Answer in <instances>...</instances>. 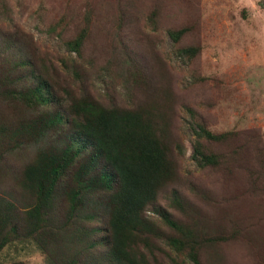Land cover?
<instances>
[{"label":"trees","instance_id":"1","mask_svg":"<svg viewBox=\"0 0 264 264\" xmlns=\"http://www.w3.org/2000/svg\"><path fill=\"white\" fill-rule=\"evenodd\" d=\"M102 1L122 12L132 4V0ZM149 1L155 23L156 12L166 7L159 0ZM127 14L110 23L117 20L120 25ZM33 16L38 18V29L43 15L36 11ZM57 17H50L43 32L85 59L87 24L70 34L68 14ZM186 34L188 27L168 31L174 44ZM198 52L193 45L179 50L188 59ZM122 53L123 62L133 67L128 50ZM61 64L65 73L81 78L80 63L62 60ZM135 71L142 77L147 69L140 63ZM62 72L16 25L12 9L0 3V252L22 243L43 256L44 264H160L155 255L167 246L200 264V252L210 254L220 241L234 237L238 223L233 222L231 226L237 225L231 229L226 225L223 231L215 228V217L209 220L177 188L178 161L185 148L176 136L170 88L164 91L168 87L161 85L157 91L155 85L154 95L144 104L123 107L114 100L107 102V91L92 93L93 88L101 89L105 77L97 84L82 82L75 87L73 79L64 86ZM113 73L122 76L119 70ZM187 110L195 136L191 160L198 169L223 164L227 168L235 160L245 166V147L250 144L246 132L213 133L197 121L192 109ZM259 155H263L260 150ZM13 161L23 165L15 170ZM258 178L251 190L264 197L263 161ZM189 189L201 202L211 201L205 190L192 185ZM246 190L238 187V195ZM261 215L251 210L239 218L257 233L253 238L247 235L256 249L257 242L264 247Z\"/></svg>","mask_w":264,"mask_h":264},{"label":"rangeland","instance_id":"2","mask_svg":"<svg viewBox=\"0 0 264 264\" xmlns=\"http://www.w3.org/2000/svg\"><path fill=\"white\" fill-rule=\"evenodd\" d=\"M159 2L166 8L156 12L155 23L151 22V2L132 0L130 9H123L128 14L118 25L117 20L110 22L124 13L115 6H106L102 0H0L12 9L16 25L30 34L39 49L47 52L63 71L62 85L73 79L76 82L72 86L82 82L97 84L105 77L101 89L93 88L92 93L102 95L107 91V102L114 100L123 107L144 104L154 95L155 85L157 91L161 85L168 87L164 91L169 92L170 88L175 132L185 148V155L178 161L177 188L199 205L197 210L209 215V220L215 217V228L223 231L227 225L231 229L237 225L231 226L233 222L240 227L233 238L220 241L210 254L200 252V264H264V247L257 242L256 249L248 238L257 233L239 220L252 210L255 216L262 214L260 223L264 225V201L259 202L264 197L251 190L253 182L259 180L261 161L264 162V0H192L193 5L190 0ZM65 4L70 7L66 9ZM36 11L43 15L38 29V18L33 16ZM66 14L72 22L70 34L87 24L90 38L82 50L85 59L69 53L57 37L43 32L50 17ZM186 27L189 35L174 44L169 29ZM149 44L151 49L146 50ZM192 45L199 49L194 57L180 56V49ZM123 49L133 58V67L123 62ZM62 60L69 65L72 61L81 64H72L81 67L79 80L65 73ZM140 63L147 69L142 77L136 76L135 71V64ZM114 70L121 71L122 76L116 78ZM187 108L213 133H247L250 144L245 147L244 167L235 160L227 168L225 164L217 169L197 168L191 160L195 136ZM209 148L223 151L221 146ZM259 150L263 155H259ZM11 165L17 170L23 163L13 161ZM191 185L205 190L211 201L201 202L189 189ZM238 187L247 190L238 195ZM162 250L155 255L160 264H193L186 253L176 254L167 246ZM44 263L43 256L22 243L10 244L0 252V264Z\"/></svg>","mask_w":264,"mask_h":264}]
</instances>
